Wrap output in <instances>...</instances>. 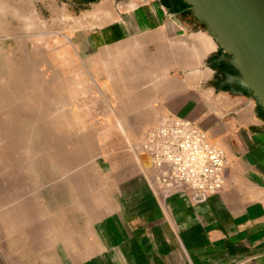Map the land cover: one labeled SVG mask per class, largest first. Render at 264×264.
<instances>
[{
	"label": "crops",
	"instance_id": "crops-1",
	"mask_svg": "<svg viewBox=\"0 0 264 264\" xmlns=\"http://www.w3.org/2000/svg\"><path fill=\"white\" fill-rule=\"evenodd\" d=\"M118 13L100 34L106 43L76 66L74 89L101 111L76 130L122 133L112 178L85 205L51 191L14 201L18 189H0V264H264V118L211 85L219 48L204 29L160 0H126ZM165 114L199 124L231 161L225 188L206 202L162 196L143 174L136 141ZM68 216L74 235L63 234Z\"/></svg>",
	"mask_w": 264,
	"mask_h": 264
},
{
	"label": "rangeland",
	"instance_id": "rangeland-1",
	"mask_svg": "<svg viewBox=\"0 0 264 264\" xmlns=\"http://www.w3.org/2000/svg\"><path fill=\"white\" fill-rule=\"evenodd\" d=\"M52 1L63 11L62 18L55 19L46 3L35 2L31 6L40 27L34 32L14 27V16L7 14L14 7L0 15V27H4L0 29V189H18L14 201L42 202L43 194L51 191L52 199L64 197L67 204H91L96 198L92 189L106 188L112 178L109 169L113 164L107 161L114 153H122V133L76 130L77 122L98 120L101 111L90 108L96 101L75 100V70L77 65L78 72L82 70L81 60L89 59L96 45L106 43L107 37L100 34L113 17H119V4L126 0ZM160 1L181 22L205 30L183 0L177 4ZM228 60L220 49L210 58L214 71L211 85L217 91L251 100L264 118L251 95L236 84L238 73ZM232 76L235 79L228 82ZM144 136L136 141L134 151L149 186L159 194L149 177L147 159L140 154ZM61 189L66 190V197L59 195ZM183 195L190 203L201 204ZM67 220L71 221L69 216ZM75 229L74 223H66L63 234L74 235ZM80 231L83 236L90 235L86 221ZM52 234L57 236L58 230Z\"/></svg>",
	"mask_w": 264,
	"mask_h": 264
},
{
	"label": "built area",
	"instance_id": "built-area-1",
	"mask_svg": "<svg viewBox=\"0 0 264 264\" xmlns=\"http://www.w3.org/2000/svg\"><path fill=\"white\" fill-rule=\"evenodd\" d=\"M139 147L153 185L164 196L187 194L203 203L225 188L231 163L225 149L188 118L166 114Z\"/></svg>",
	"mask_w": 264,
	"mask_h": 264
},
{
	"label": "water",
	"instance_id": "water-1",
	"mask_svg": "<svg viewBox=\"0 0 264 264\" xmlns=\"http://www.w3.org/2000/svg\"><path fill=\"white\" fill-rule=\"evenodd\" d=\"M264 112V0H183Z\"/></svg>",
	"mask_w": 264,
	"mask_h": 264
},
{
	"label": "bare ground",
	"instance_id": "bare-ground-1",
	"mask_svg": "<svg viewBox=\"0 0 264 264\" xmlns=\"http://www.w3.org/2000/svg\"><path fill=\"white\" fill-rule=\"evenodd\" d=\"M35 2L46 3L51 8L55 19L62 18L63 11L52 0H0V15H6L4 11L12 6L14 9L9 10L7 14L14 16V27L20 29V32L28 33L37 31L40 27L37 22L39 17L35 14L31 6ZM0 29H4V27L1 26Z\"/></svg>",
	"mask_w": 264,
	"mask_h": 264
},
{
	"label": "flooded vegetation",
	"instance_id": "flooded-vegetation-1",
	"mask_svg": "<svg viewBox=\"0 0 264 264\" xmlns=\"http://www.w3.org/2000/svg\"><path fill=\"white\" fill-rule=\"evenodd\" d=\"M170 1L173 2V3H176V4L179 2V0H170ZM230 78H231V79H230ZM230 78L227 80L228 82H231V81H232V78L235 79L234 76H232V77H230Z\"/></svg>",
	"mask_w": 264,
	"mask_h": 264
},
{
	"label": "trees",
	"instance_id": "trees-1",
	"mask_svg": "<svg viewBox=\"0 0 264 264\" xmlns=\"http://www.w3.org/2000/svg\"><path fill=\"white\" fill-rule=\"evenodd\" d=\"M196 22H197V21H196ZM257 108H258V107H257ZM258 111H259L260 114H264V113L261 111L260 108H258Z\"/></svg>",
	"mask_w": 264,
	"mask_h": 264
}]
</instances>
